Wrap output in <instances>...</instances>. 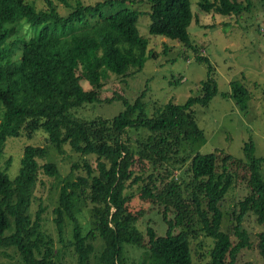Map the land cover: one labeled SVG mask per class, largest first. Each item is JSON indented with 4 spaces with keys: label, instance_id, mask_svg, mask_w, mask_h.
<instances>
[{
    "label": "trees",
    "instance_id": "trees-1",
    "mask_svg": "<svg viewBox=\"0 0 264 264\" xmlns=\"http://www.w3.org/2000/svg\"><path fill=\"white\" fill-rule=\"evenodd\" d=\"M36 1L0 0V158L7 138H33L40 131L59 151L68 142L74 152L94 156L93 163L85 161L80 167L83 174L64 180L60 187L58 204L52 210L59 243L72 247L77 264H89L91 240L97 236L104 240L101 264H126L123 244L142 243L166 264H196L191 241L202 235L212 241L207 264H238L243 249L252 246L244 228L247 215H254L257 224L264 226V158L255 155L254 142L249 139L244 145L245 161L221 150L197 152L191 158L183 155L180 164L190 161V181L181 190L174 179L173 165L181 167L175 156L183 141L204 135L193 107L208 105L217 93L214 68L206 56L198 54L189 36L190 0L139 1L150 5L151 34L178 40L195 53V61L207 65L200 93L182 104L170 100L152 116L145 112V91L134 101L117 94L107 101H121L119 112L88 120L72 112L101 101L107 72L123 75L134 68L139 72L148 58H159L138 28L139 18L146 13L123 7L136 0H106L86 6L77 2L67 16H61L55 1L68 6L67 0H40L43 8ZM249 4L201 0L198 5L207 13L232 16L248 10ZM109 7L119 9L108 17L103 10ZM95 17L99 20L91 24L89 19ZM23 24L30 27L31 37L17 35ZM165 49L166 54L169 46ZM86 82L89 89L84 88ZM221 95L248 111L250 92L242 80L232 81L230 90ZM128 129L149 134L134 145L126 136ZM45 155L44 146L25 145L14 179L0 170V246L14 247L21 264H59L58 247L40 234L44 208L34 219L29 214L40 170L48 176L58 174L53 163L40 169L38 158ZM139 182L147 184L142 198L149 196L167 226L164 235L148 227L146 238L133 227V220L142 214L130 212L126 190ZM238 183H245L248 192L236 203L231 227L224 231L223 202ZM77 201L91 206L93 226L86 234L74 213ZM67 221L72 223L69 240L64 236ZM256 237L264 264V229Z\"/></svg>",
    "mask_w": 264,
    "mask_h": 264
},
{
    "label": "rangeland",
    "instance_id": "rangeland-1",
    "mask_svg": "<svg viewBox=\"0 0 264 264\" xmlns=\"http://www.w3.org/2000/svg\"><path fill=\"white\" fill-rule=\"evenodd\" d=\"M102 1L106 0H67L68 6L57 1L55 4L58 13L61 16H67L77 2L86 6ZM136 1L131 6L123 7L146 13L139 18L138 28L141 35L150 40V48L159 53V58H148L144 68L139 72L135 68L123 75L107 72V78L102 81L101 101L75 109L72 112L73 116L87 120L95 117H111L119 112L123 105L119 100L108 102V98L120 94L134 101L143 91L146 92L145 112L148 116H152L157 107L170 100L182 104L189 96L200 93L201 82L207 78V65L203 61H195L193 59L195 53L186 49L178 40L151 34V18L147 15L150 5L147 2ZM200 1L190 0L193 19L188 31L191 41L198 47V54L206 56L214 68L213 79L217 93L208 105L196 104L193 107L196 122L204 135L201 138H189L183 141L175 161L180 164L183 155L191 158L197 152L209 153L214 150L224 151L245 161L244 145L249 139L254 142L255 155L264 158V0H237L244 5H247L248 1L249 9L232 16L218 15L213 11L204 12L198 5ZM36 3L40 8L45 7L40 0ZM118 9L109 7L103 12L109 17ZM98 20V17L90 18L89 22L94 24ZM29 30L30 27L23 24L17 35L29 38L33 35L32 31L27 33ZM166 46H169V49L165 54ZM19 54L20 50H17L15 57L18 58ZM235 80H242L250 92L248 111L241 110L233 98L221 95L230 90V83ZM84 88L89 89L90 85L86 82ZM147 134H149L147 130L128 129L126 136L135 145L138 138H143ZM25 145L44 146L46 155L38 158L40 169L46 163H53L58 171L56 176H48L43 169L40 170L39 180L32 191L29 214L34 219L40 208H44L40 230L42 238L50 240L54 246L58 247L59 264H77L72 247L62 246L58 241L52 210L58 204L63 181L75 179L76 176L83 174L80 167L85 161L93 163L94 156H82L74 152L68 142L62 143L61 151H59L55 145L48 142L44 131L38 132L33 138L9 137L0 158V170H6V174L12 180L18 174ZM8 161L9 166L6 164ZM189 163L190 161H185L180 164L181 167L173 165L176 167L174 179L180 183L181 190L190 181ZM74 164H77L79 168L73 170ZM135 169L139 171L138 167ZM261 172L264 176V163L261 166ZM144 175H148V172H144ZM146 185V182H139L126 190V195L130 199L128 204L130 212L142 214L139 219L133 220V227L146 238L148 227L154 228L159 235H164L167 226L158 213L157 206L153 205L149 196L142 198V190ZM247 192L246 184L238 183L226 196L223 202L225 217L221 225L224 231H228L231 227V214L235 205L247 195ZM90 208L91 206L82 201L76 202L74 213L82 225L84 234L93 226ZM244 228L250 235L252 246L243 249L238 264H244L246 261L251 264H262V257L256 247V235L264 229V226L257 224L254 215L248 214L244 221ZM71 233L72 223L67 221L64 235L66 240L71 238ZM91 243L93 251L89 254L88 262L101 264L100 252L104 246V240L97 236L91 240ZM211 245L212 241L202 235L191 241L192 258L196 264L208 263V249ZM145 246H147L145 243L123 244L122 252L126 264H166L159 255ZM0 264H21L20 255L14 247L0 246Z\"/></svg>",
    "mask_w": 264,
    "mask_h": 264
}]
</instances>
